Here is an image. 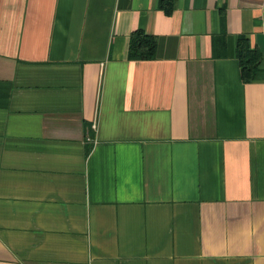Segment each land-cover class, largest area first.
I'll return each instance as SVG.
<instances>
[{"label":"crops","instance_id":"1","mask_svg":"<svg viewBox=\"0 0 264 264\" xmlns=\"http://www.w3.org/2000/svg\"><path fill=\"white\" fill-rule=\"evenodd\" d=\"M0 264H264V0H0Z\"/></svg>","mask_w":264,"mask_h":264},{"label":"trees","instance_id":"2","mask_svg":"<svg viewBox=\"0 0 264 264\" xmlns=\"http://www.w3.org/2000/svg\"><path fill=\"white\" fill-rule=\"evenodd\" d=\"M156 39L141 30H135L130 35L129 58L152 59L155 55ZM236 57L239 62L241 77L244 82L251 81L257 71L261 59L260 51L253 47L249 39L241 35L237 39Z\"/></svg>","mask_w":264,"mask_h":264}]
</instances>
